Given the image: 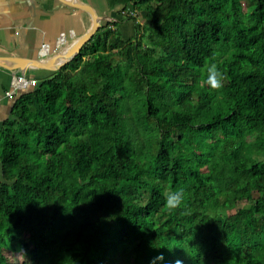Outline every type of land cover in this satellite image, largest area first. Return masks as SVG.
I'll list each match as a JSON object with an SVG mask.
<instances>
[{"label":"trees","instance_id":"trees-1","mask_svg":"<svg viewBox=\"0 0 264 264\" xmlns=\"http://www.w3.org/2000/svg\"><path fill=\"white\" fill-rule=\"evenodd\" d=\"M135 12L16 92L0 264H264V0Z\"/></svg>","mask_w":264,"mask_h":264},{"label":"crops","instance_id":"crops-1","mask_svg":"<svg viewBox=\"0 0 264 264\" xmlns=\"http://www.w3.org/2000/svg\"><path fill=\"white\" fill-rule=\"evenodd\" d=\"M79 1L90 5L102 17L101 25L114 22L112 27L123 38L133 37L142 22L141 13H134L135 20L125 16L131 10L133 0ZM90 25L91 19L86 13L62 5L58 0H0V56L29 59L48 57L83 34ZM62 32L65 33V41L57 46ZM42 44L48 46L45 54L41 52ZM50 73L49 70L35 68L10 71L0 66V126L10 117L16 98V93L5 95L11 89L13 77L22 74L40 78Z\"/></svg>","mask_w":264,"mask_h":264},{"label":"water","instance_id":"water-1","mask_svg":"<svg viewBox=\"0 0 264 264\" xmlns=\"http://www.w3.org/2000/svg\"><path fill=\"white\" fill-rule=\"evenodd\" d=\"M58 2L86 13L91 19L89 28L80 36L66 43L59 52L48 57L29 59L14 56H0L1 67L10 71L15 69L26 70L27 68H35L53 72L71 61L78 54L81 47L98 31L101 26L102 17L98 15L90 5L79 0H58ZM19 95L20 94L17 96Z\"/></svg>","mask_w":264,"mask_h":264},{"label":"built area","instance_id":"built-area-1","mask_svg":"<svg viewBox=\"0 0 264 264\" xmlns=\"http://www.w3.org/2000/svg\"><path fill=\"white\" fill-rule=\"evenodd\" d=\"M65 41V33L62 32L60 36L57 39V46H60ZM47 44H42L41 46V52L42 54H45V51H47ZM37 79L34 77H29L26 75H17L13 77L11 80V89L5 92L6 96H12L15 95L16 92L19 90H25L28 88H32L37 84Z\"/></svg>","mask_w":264,"mask_h":264},{"label":"rangeland","instance_id":"rangeland-1","mask_svg":"<svg viewBox=\"0 0 264 264\" xmlns=\"http://www.w3.org/2000/svg\"><path fill=\"white\" fill-rule=\"evenodd\" d=\"M238 8L244 7L243 3L239 2L237 4ZM139 101H137L136 99L133 100L132 103V109H133V114L136 115V111L139 110ZM15 258L16 260H18L19 262H22L25 259V253L23 251H16L15 252Z\"/></svg>","mask_w":264,"mask_h":264}]
</instances>
